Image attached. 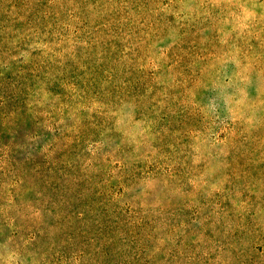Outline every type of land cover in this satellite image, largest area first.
Returning <instances> with one entry per match:
<instances>
[{
	"label": "rangeland",
	"instance_id": "374dc122",
	"mask_svg": "<svg viewBox=\"0 0 264 264\" xmlns=\"http://www.w3.org/2000/svg\"><path fill=\"white\" fill-rule=\"evenodd\" d=\"M0 264H264V0H0Z\"/></svg>",
	"mask_w": 264,
	"mask_h": 264
}]
</instances>
